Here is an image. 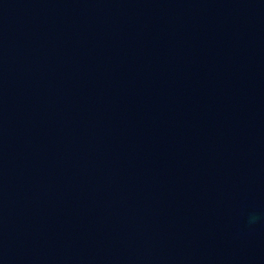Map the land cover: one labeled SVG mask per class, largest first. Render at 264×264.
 <instances>
[{
  "label": "water",
  "instance_id": "95a60500",
  "mask_svg": "<svg viewBox=\"0 0 264 264\" xmlns=\"http://www.w3.org/2000/svg\"><path fill=\"white\" fill-rule=\"evenodd\" d=\"M0 264H264V0H0Z\"/></svg>",
  "mask_w": 264,
  "mask_h": 264
}]
</instances>
